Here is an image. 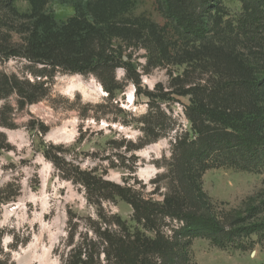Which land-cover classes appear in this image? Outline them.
I'll return each mask as SVG.
<instances>
[{
	"label": "rangeland",
	"instance_id": "374dc122",
	"mask_svg": "<svg viewBox=\"0 0 264 264\" xmlns=\"http://www.w3.org/2000/svg\"><path fill=\"white\" fill-rule=\"evenodd\" d=\"M73 1L53 0L49 7L58 20L67 21L75 15ZM222 2L232 21L240 18V0ZM15 8L20 15L32 10L26 0H17ZM129 13L166 24L158 0H132ZM9 36L21 41L19 35ZM242 54L257 75L264 76V43L244 44ZM126 55L132 56L142 88L155 94L154 101L138 94L123 69L116 71L122 90L111 97L94 76L58 73L36 78L33 73L40 66L21 58H0V71L46 83L49 89L43 100L24 108L15 97L0 102V107L7 106L10 124V128H0L6 135L5 140L0 136V147H4L0 149V250L14 264H75L80 260L105 264V240L110 235L142 230L128 203L89 194L82 185L64 178L55 159L67 169L79 166L131 186L154 201H162L176 185L173 145L178 132L190 130L184 108L190 101L173 93L182 82L173 79L186 72L188 79H195L200 72L185 65L144 74L146 51L127 50ZM164 94L168 95L162 101ZM151 105L158 108L152 112ZM173 120L176 128L170 131ZM166 131V136L152 142ZM202 189L208 204L204 212L232 223L238 232L232 240L224 238L223 248L208 234L189 235V264H264V171L210 169L203 175ZM182 226L169 217L161 221L167 235Z\"/></svg>",
	"mask_w": 264,
	"mask_h": 264
},
{
	"label": "trees",
	"instance_id": "16d2710c",
	"mask_svg": "<svg viewBox=\"0 0 264 264\" xmlns=\"http://www.w3.org/2000/svg\"><path fill=\"white\" fill-rule=\"evenodd\" d=\"M16 1L0 0V58H21L40 66L33 73L36 78L58 73L94 76L115 97L122 90L116 71L123 69L138 94L154 101L153 92H144L141 74L127 50L146 51L149 69L144 67V74L185 65L200 72L195 79H188L187 72L173 79L182 81L173 93L189 97L184 108L190 130L176 135V185L162 201L94 171L79 166L67 169L54 160L64 178L89 194L106 201L120 198L133 208V220L142 230L110 235L105 240V264H189V239L205 234L226 247L224 238L232 240L238 231H233L232 223L204 212L208 204L202 178L208 170L221 167L264 171V76L257 75L242 54V45L264 43V0H240L243 13L235 21L222 0H158L166 19L163 26L130 15L132 0H74L75 15L67 21L55 17L49 7L53 0H26L32 8L26 15L17 12ZM8 32L21 36V41H13ZM45 84L0 71V102L15 97L20 108L38 103L48 95ZM156 108L151 105L152 112ZM6 109L0 107V128H10ZM175 128L173 120L168 130ZM168 133L156 135L152 142ZM0 136L6 139L3 133ZM166 217L183 224L173 235L161 230ZM10 262L0 250V264Z\"/></svg>",
	"mask_w": 264,
	"mask_h": 264
}]
</instances>
